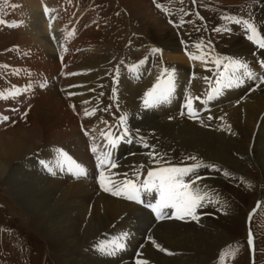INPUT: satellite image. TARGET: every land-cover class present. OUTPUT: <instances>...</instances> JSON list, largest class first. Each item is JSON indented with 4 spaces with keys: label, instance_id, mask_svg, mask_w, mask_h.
<instances>
[{
    "label": "bare ground",
    "instance_id": "6f19581e",
    "mask_svg": "<svg viewBox=\"0 0 264 264\" xmlns=\"http://www.w3.org/2000/svg\"><path fill=\"white\" fill-rule=\"evenodd\" d=\"M216 1L226 6L252 4L260 23L254 38L264 37V0ZM72 2L20 0L27 24L23 27L20 22L18 27L23 33L22 44L26 42L30 50L24 53L25 67L13 68V84L0 92V102L5 108L20 109L26 121L12 128L3 119L6 112L0 111V181L29 210L27 224L46 233L57 264H148L141 253L147 243L136 260L134 255L155 224L152 216L124 195L104 191L101 173L105 184L115 191L122 189L126 180L142 184L149 171L166 165L191 169L187 173L190 178L192 169L195 176L199 169L210 172L208 177L191 181L201 195L209 192L197 211L201 210L198 223L167 220L155 225L151 235L166 240L175 237L170 242L180 245L183 242L178 238L190 241L177 247L176 257L164 264H220L216 257L242 236L240 228L247 222L246 205L251 197L244 195L241 187L248 181L250 165L259 171L256 196L263 198L264 65L260 59L264 53L260 49L255 52L242 39L240 28L246 24L239 22L227 33L221 29L223 51L209 45L212 59L207 67L188 68L191 63L204 62L201 54L206 46L200 32L191 42L190 63L168 30L161 37L154 33L149 39L150 54L127 67L112 60V46L101 32L100 15L90 9L83 17ZM246 71L253 78L258 75L259 81H247ZM191 74L195 75L194 84H189ZM162 90L169 91L156 99ZM199 91L208 92L211 98L193 99ZM189 99L192 111L201 116L189 114ZM146 100L149 109L141 111V102ZM133 119L140 122L133 123ZM129 132L136 143L150 149L127 161L117 159L119 137ZM146 135L166 147L185 146L200 157V165L180 167L175 155L160 156ZM39 149H44L39 153L44 157L42 168H36L35 152ZM232 149H237V159L230 162ZM113 162L116 167L107 169ZM77 165L86 175H75ZM198 179L204 182L198 184Z\"/></svg>",
    "mask_w": 264,
    "mask_h": 264
},
{
    "label": "rangeland",
    "instance_id": "374dc122",
    "mask_svg": "<svg viewBox=\"0 0 264 264\" xmlns=\"http://www.w3.org/2000/svg\"><path fill=\"white\" fill-rule=\"evenodd\" d=\"M70 1H73L72 4L75 6L76 11L83 13V15L90 9L94 14L100 15L102 18L101 22L104 24V28L102 27L103 31L101 32L107 40L110 41L112 46V60L121 62L127 67L131 66L133 63L141 62V60H144L146 56L150 54L149 39H151L154 33L161 37L167 30L171 32V35L178 40L180 52L184 53L186 61L190 62L188 60V55H190L189 52L193 50V44L191 42H193L194 34L200 32L202 42L206 46L201 54L204 62H190L191 64L188 65V68L190 67L191 69L194 67H207L212 59L211 51L208 48L209 45H212L210 47H213V49L223 51L224 45L221 44L219 37L221 29L227 33L228 31L226 30H229L231 26L234 25L237 28L239 22H241L240 25H242V22H248L255 27L256 32L260 30V23L258 22L256 11L254 10V6L250 3H231V5L226 6L227 3L216 0H133L128 3H120L118 0ZM23 9L24 5L20 3V0H0V18L1 21H4L3 25L0 26L1 93L5 92L8 87L13 84L10 80V77L15 73L13 72V68L25 67L26 59L24 53L26 49L30 50V46L26 42L22 44V41H24L23 33L18 27L20 22L23 23V27H26L27 24L26 21L23 20V18H25V14L22 15ZM20 16H22L21 19ZM110 16L112 19L108 20ZM83 17H85V15ZM186 20L187 24L184 25L183 23ZM183 26L188 29H185ZM132 29L134 30L132 31ZM240 31L241 36H243L242 39L245 40L255 52L261 51L264 53V49L260 48L258 44L254 42V40H256L255 38L254 40L248 39L249 34L247 32V27L240 28ZM134 32L136 34L133 36L132 34ZM81 33H83V31ZM182 40H187L188 44L183 46L181 44ZM44 51L49 53L48 48H45ZM254 53L252 55H254ZM161 58L163 57L161 56ZM260 60H262L264 65V58ZM261 68L264 69V66ZM251 72L255 75L252 70ZM245 79L256 83L259 81V76L256 75V78H253L246 71ZM263 79L264 78L261 79L262 82ZM195 80L194 75L192 79L189 78V84H194L196 82ZM191 97L193 99L197 97L199 99H209V94L208 92L199 91ZM199 99L197 100L199 101ZM141 106V111L149 109L148 105L144 102H141ZM10 109L11 113H8ZM18 110L14 107L5 108L0 102V111L6 112V115L8 114L7 116L5 115V117H8L9 126L12 128H15L18 124L22 125L26 121V116L23 115L24 113ZM192 112L195 114L194 116H201L196 110ZM139 118H143V116L141 115ZM192 118L197 122L196 117ZM134 119L132 121L133 123L140 122ZM81 129H83V126ZM141 137L143 136H140V138ZM119 138H121V142H118V150L116 151L117 159L125 158L124 160L127 161L137 153H143L147 151L148 148L150 149V146L144 147L142 144L136 143L130 132L129 135L128 133H126V135L122 134ZM87 139L90 141V137ZM147 139L149 138L147 137ZM149 140L155 143V153H160L159 155L162 157L175 155L178 159L177 161L180 163V167H194L200 165V157L193 153H189V150L186 149L185 146L172 148L164 146L163 143H160L157 139ZM43 150L44 149H39L35 152L37 153L36 168H42L44 164V157L42 156L41 158L39 156V153ZM101 151L104 152L102 148ZM151 152L152 154L154 153L153 149ZM237 152V149H232L229 152V156L231 157L229 159L230 162L236 161ZM141 166L144 168L146 165L142 164ZM167 166L170 168L173 167V165H166L160 168H168ZM199 171L200 173L197 174L196 177L194 175L195 171L192 169L191 174H193V176L190 178V174L186 173L182 179L185 182L191 183L194 177L196 179L199 178V176L201 178L204 175L206 177L212 175L210 172L201 169H199ZM247 171L248 181L241 187L242 193L251 197L250 202L246 205V212L248 214L247 222L240 228L242 236L226 245L216 257L220 261V264H264V193L263 198L256 196L260 189V185L258 184L260 176L258 175L259 171L257 168L250 165ZM145 176L148 178L147 175ZM198 181V184H202L201 182L203 180L198 179ZM140 185L141 184L138 186ZM239 187V185H236V190H238ZM202 196L204 199L209 196V192H206V195L204 193ZM256 202L258 203L255 204ZM198 210L199 207L196 208L194 213L196 217L201 215L199 214L201 210L197 212ZM29 215V210L17 201L8 190L7 185L3 181H0V264H57L49 251L46 233L27 224ZM172 219H168V221L170 223L182 222L181 224H192L194 221L198 223L197 218L192 219L189 215H185L183 219L177 218L176 209ZM46 220L47 217L43 219L44 224ZM168 221L166 220L160 223L154 220L155 224L152 228L154 229L156 226L167 223ZM152 228L149 230V234L143 237L144 241L138 245L134 255L135 260L140 254V249L144 247L146 243L148 248L142 250L141 253L142 259L147 261L148 264H164V260L176 257V252L180 251L177 247L184 246V243H190L189 240L178 238L183 243L182 245L175 244L170 242V240H173L175 237H168L169 240H166L164 237L151 235V231H153ZM250 240L251 243H249ZM129 251L131 252V249H129Z\"/></svg>",
    "mask_w": 264,
    "mask_h": 264
},
{
    "label": "snow or ice",
    "instance_id": "6c2138e0",
    "mask_svg": "<svg viewBox=\"0 0 264 264\" xmlns=\"http://www.w3.org/2000/svg\"><path fill=\"white\" fill-rule=\"evenodd\" d=\"M0 23H4V21H0ZM248 30H250L251 35H249V40H254V37L257 35L255 27L248 23L244 22ZM255 43L262 49H264V38L254 40ZM153 52L158 51L157 49H153ZM192 59H198V57H191ZM219 63V61H217ZM243 66V65H238ZM251 75V73H249ZM170 90V89H169ZM169 90H162L159 96L163 97L166 95V92ZM2 95V94H0ZM151 96L152 93H149ZM211 98V97H209ZM196 99H199L198 97ZM147 104L148 101L146 100ZM187 107L189 108V114L194 116L195 114L192 112V100L189 99ZM4 120H7L8 117H3ZM148 147V145H145ZM95 151V149H94ZM101 163H104L103 161ZM112 167H116L115 164L111 165ZM191 169L188 168H159L157 170H152L147 173L148 180L144 181L140 186H137L134 180H126L124 181V187L122 189H117L113 191V189L105 184L104 174L101 173V187L106 192H111L113 195L120 196L124 195L126 199L142 202L140 200V189L141 187L147 192L151 190H155L159 193L160 202L156 205H149L153 208V211L156 212L158 218H161L160 210L162 208H175L177 212V218L183 219L185 215H190L192 219H196L194 215L197 207L201 206L203 196L196 190L193 189L192 183L185 182L182 177L190 172ZM75 175L77 177L86 175V171L80 167L79 165L75 168ZM251 243V240L249 241ZM141 264H146V262H141Z\"/></svg>",
    "mask_w": 264,
    "mask_h": 264
}]
</instances>
